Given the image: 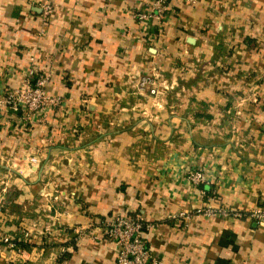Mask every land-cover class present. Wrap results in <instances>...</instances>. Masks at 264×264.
<instances>
[{
  "label": "crops",
  "instance_id": "1",
  "mask_svg": "<svg viewBox=\"0 0 264 264\" xmlns=\"http://www.w3.org/2000/svg\"><path fill=\"white\" fill-rule=\"evenodd\" d=\"M156 1L0 0V99L31 68L61 98L25 129L0 105V163L24 177L7 203L18 213L0 218L23 247L0 240V264H115L97 236L119 212L155 223L151 264H264V223L172 219L264 207V0H163L161 21L140 26L133 14ZM145 75L156 96L135 87ZM200 169L215 202L187 179Z\"/></svg>",
  "mask_w": 264,
  "mask_h": 264
},
{
  "label": "built area",
  "instance_id": "2",
  "mask_svg": "<svg viewBox=\"0 0 264 264\" xmlns=\"http://www.w3.org/2000/svg\"><path fill=\"white\" fill-rule=\"evenodd\" d=\"M45 13H50L52 7L48 4L43 5ZM166 4L163 0H157L151 6V9L133 14L135 21L144 26L149 21H161L166 11ZM48 76L42 74L38 69L31 68L24 82L14 88L5 90L0 99V105L17 122L16 124L25 129L39 124L61 103V98L47 92ZM135 87L140 91H146L149 96L158 94V87L152 76H141L137 79ZM31 163H36L37 159L32 158ZM188 181L198 189L201 199H207L209 202H215L216 198L210 196L207 192L199 188L207 184V176L202 169L189 171L187 173ZM200 216L224 217L227 219L248 218L257 225L264 223V207L254 208L252 210L232 209L224 206H213L210 203L195 208L192 212H180L172 216L176 221H182L185 224ZM155 227V223L149 222L137 213L119 212L105 220L101 225V233L98 237L115 247V264H151L153 257L148 248L147 234ZM9 250L21 252L17 242H5Z\"/></svg>",
  "mask_w": 264,
  "mask_h": 264
},
{
  "label": "rangeland",
  "instance_id": "3",
  "mask_svg": "<svg viewBox=\"0 0 264 264\" xmlns=\"http://www.w3.org/2000/svg\"><path fill=\"white\" fill-rule=\"evenodd\" d=\"M139 100H148V97L143 96L138 94ZM34 158V157H30V160ZM37 161L36 163H31L34 166H40V161L38 160V158H36ZM14 163V166L12 168H10V166ZM18 162L17 160H13L10 159L8 160L6 157H4L0 163V218L1 217H5L8 220L11 217L10 213H18V210L11 208V210H9V206L7 205L8 202H10L11 199H13L14 197L18 196V186L19 184H23L20 179V177H23L22 173L19 172V168L16 166ZM30 175H28L26 178V180H28L29 182H35L36 179L34 176H32L31 174L34 172L29 171ZM38 174V175H37ZM35 175L39 177V179H43L46 181H53V179H51V171L49 169H38L37 173L35 172ZM37 177V180H38ZM24 178V177H23ZM21 182V183H20ZM45 191H48L47 189ZM48 192H45L43 195L47 196ZM52 195V194H51ZM4 222V220L2 221ZM24 232H27L29 230V227H27V229L25 228V226L23 225L22 228L20 229ZM21 231V232H22ZM24 232H22V234L24 235ZM20 239L18 237H8V236H0V240L2 241L3 244H6L5 242H17L18 244L20 242H18L17 240Z\"/></svg>",
  "mask_w": 264,
  "mask_h": 264
},
{
  "label": "trees",
  "instance_id": "4",
  "mask_svg": "<svg viewBox=\"0 0 264 264\" xmlns=\"http://www.w3.org/2000/svg\"><path fill=\"white\" fill-rule=\"evenodd\" d=\"M17 245L20 246V247H23L22 244H20V243L19 244L17 243Z\"/></svg>",
  "mask_w": 264,
  "mask_h": 264
},
{
  "label": "water",
  "instance_id": "5",
  "mask_svg": "<svg viewBox=\"0 0 264 264\" xmlns=\"http://www.w3.org/2000/svg\"><path fill=\"white\" fill-rule=\"evenodd\" d=\"M189 42H192V39H191V40H189Z\"/></svg>",
  "mask_w": 264,
  "mask_h": 264
}]
</instances>
